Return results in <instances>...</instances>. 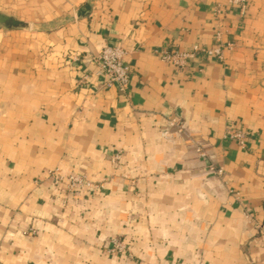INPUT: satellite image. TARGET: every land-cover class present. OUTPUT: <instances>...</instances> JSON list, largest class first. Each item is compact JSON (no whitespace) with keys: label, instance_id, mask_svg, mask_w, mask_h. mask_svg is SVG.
I'll list each match as a JSON object with an SVG mask.
<instances>
[{"label":"crops","instance_id":"0c3cea01","mask_svg":"<svg viewBox=\"0 0 264 264\" xmlns=\"http://www.w3.org/2000/svg\"><path fill=\"white\" fill-rule=\"evenodd\" d=\"M0 12L30 24L0 25V264H264V0L243 13L228 0ZM218 31L233 44L222 58L178 70L155 53L215 46ZM106 45L131 67L124 93L96 74ZM53 171L95 187L68 190Z\"/></svg>","mask_w":264,"mask_h":264},{"label":"built area","instance_id":"2783aa9c","mask_svg":"<svg viewBox=\"0 0 264 264\" xmlns=\"http://www.w3.org/2000/svg\"><path fill=\"white\" fill-rule=\"evenodd\" d=\"M228 1L232 4L237 5L241 13L244 12L245 0ZM215 12L217 16H221L219 6L215 8ZM216 40L217 44L212 47H203L196 44L191 48L185 50L167 48L156 49L155 53L163 61L170 62L176 69L182 70L187 66L188 61L196 56L202 55L222 58L223 48H231L233 46L231 42L227 43L225 46L221 44L219 31L216 33ZM124 54L125 52L121 47L106 45L102 47L97 54L91 56V60L97 68L96 74L104 76L103 85L106 88L116 87L120 93H124L126 91V87L131 75V67L128 62L124 60ZM167 123L169 127H174L176 132H180L182 129L181 121L176 118H169L167 120ZM225 133L226 136L231 140L238 142V144L242 146L245 145L247 134L241 128H238L231 124L226 128ZM171 134L172 132H169V130L167 129H164L161 132L163 138L166 139L171 138ZM209 167L218 175H221L223 173V169L220 166L214 167L213 165H210ZM51 174L58 181H63L64 179H66V188L68 190H78L95 187V184L83 175L70 174L67 177H64L63 175L58 174L54 171L51 172ZM113 242L115 250L121 251L123 249L124 246L122 245L121 241L113 240Z\"/></svg>","mask_w":264,"mask_h":264},{"label":"water","instance_id":"95a60500","mask_svg":"<svg viewBox=\"0 0 264 264\" xmlns=\"http://www.w3.org/2000/svg\"><path fill=\"white\" fill-rule=\"evenodd\" d=\"M89 9V4L83 5L82 13ZM0 25L6 29H29L30 24L13 16H9L0 12Z\"/></svg>","mask_w":264,"mask_h":264}]
</instances>
